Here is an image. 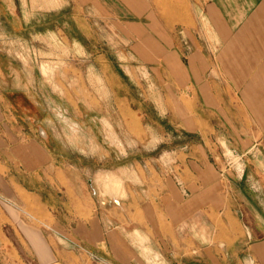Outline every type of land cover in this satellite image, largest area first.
I'll return each instance as SVG.
<instances>
[{
  "label": "rangeland",
  "instance_id": "obj_1",
  "mask_svg": "<svg viewBox=\"0 0 264 264\" xmlns=\"http://www.w3.org/2000/svg\"><path fill=\"white\" fill-rule=\"evenodd\" d=\"M145 2L148 13L138 20L142 36H135L126 32L113 10L120 8L118 0H0V75L9 80L8 88L34 101L17 107L16 124L26 136L43 140L64 172L78 175L87 191L82 205H91L106 230L126 223L128 236L150 239L159 235L155 218L148 214H155L151 204L160 219L164 215L158 189L167 180L176 181L191 147L230 135L200 133L194 115L198 101L167 85L152 69L150 50L158 42L150 37L152 6L150 0ZM154 3L179 35L188 27L202 38L214 53L213 74L221 82L216 88L223 95L236 93L233 73L220 63L219 53L215 60V51L222 44H237V30L231 32L207 5H194L193 0ZM258 103L263 101L252 100L254 108ZM216 123L212 118L210 124ZM222 146L215 150L219 158L233 154L224 140ZM221 158L222 166L233 165L230 157ZM26 186L36 193L49 190L29 181ZM16 205L21 219L29 217L38 225L44 221ZM37 207L33 204L32 210ZM196 223H191L187 249L182 244L159 250L142 247L149 258L145 264H167L174 257L173 264H256L246 259L245 246L219 244L209 237L210 225L200 230L194 229ZM174 225L179 237L188 233L182 220Z\"/></svg>",
  "mask_w": 264,
  "mask_h": 264
},
{
  "label": "crops",
  "instance_id": "obj_2",
  "mask_svg": "<svg viewBox=\"0 0 264 264\" xmlns=\"http://www.w3.org/2000/svg\"><path fill=\"white\" fill-rule=\"evenodd\" d=\"M118 2L120 8L113 10L126 32L142 36L138 20L148 13L145 0ZM193 2L207 5L214 19L238 32L234 34L237 44H222L215 51V60L220 55V63L231 69L237 92L229 96L220 93L216 84L221 82L213 74V51L205 48L191 28L184 27L179 35L173 21L161 16L150 0V37L158 42L150 50L152 69L167 85L198 101L194 115L200 133L230 135L191 147L176 172L177 182L167 180L158 189L164 219L159 218L154 204L156 215L147 211L156 220L158 236L130 237L126 223L106 230L91 205H82L87 191L78 175L64 172L43 140L26 136L17 126L18 109L24 102L34 101L30 95L8 88L9 80L0 75V264H145L149 259L144 254L146 245L159 250L160 246L168 249L182 244L187 249L195 221L194 229L210 225V239L245 246L248 261L264 264V0ZM256 99L263 103L254 108L252 100ZM212 118L218 123L210 124ZM222 140L233 154L219 158L215 150L224 149ZM222 156L230 157L233 165L222 166ZM27 181L40 188L45 184L49 190L36 193L26 186ZM54 191L62 197L53 196ZM33 204L37 209L32 210ZM15 205L44 221L38 225L29 217L21 219ZM179 220L182 229L189 228L182 237L174 225ZM141 230L148 234L145 228ZM163 254L165 261L168 258ZM173 259L167 264H173Z\"/></svg>",
  "mask_w": 264,
  "mask_h": 264
}]
</instances>
